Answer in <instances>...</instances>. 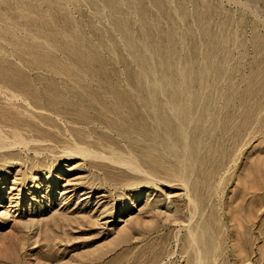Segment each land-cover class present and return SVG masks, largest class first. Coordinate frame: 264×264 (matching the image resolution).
<instances>
[{
	"label": "rangeland",
	"instance_id": "374dc122",
	"mask_svg": "<svg viewBox=\"0 0 264 264\" xmlns=\"http://www.w3.org/2000/svg\"><path fill=\"white\" fill-rule=\"evenodd\" d=\"M15 128L0 264H196L187 191L206 264H264V0H0Z\"/></svg>",
	"mask_w": 264,
	"mask_h": 264
},
{
	"label": "bare ground",
	"instance_id": "6f19581e",
	"mask_svg": "<svg viewBox=\"0 0 264 264\" xmlns=\"http://www.w3.org/2000/svg\"><path fill=\"white\" fill-rule=\"evenodd\" d=\"M1 132V131H0ZM13 137H18L17 139H11L5 135H2L0 133V139H1V146L2 149H10L15 146H27V143L25 141V138L21 136L20 130L15 128V131L12 132ZM76 144L75 150H71V152H75V154H79L83 157H93L95 159H104L110 161V163L118 166L120 168H125L131 172H138L140 173H146L150 176H154L151 173L146 172L144 169L140 168L139 164L135 163L134 161H130L131 159L125 158L122 155L116 157V158H110V157H104L99 154H95L91 152L86 147L80 146L79 143L76 141L74 142ZM22 146V147H25ZM118 168V169H119ZM123 171V170H122ZM124 173V172H123ZM137 173V174H138ZM148 175H146L148 177ZM152 179V178H151ZM154 181V180H153ZM180 182L183 183V186L185 187L186 191L189 189V179L180 177ZM3 188V184L0 182V193ZM190 192V191H189ZM187 191L188 194L186 196L188 197L189 204H190V218H189V225L187 226V235L189 239V248L195 255V263L196 264H206L209 261L214 262L215 259V250L216 246L213 249L212 254H209V252L203 251L201 248V245L203 243V226L206 224V221L202 215V212L198 208V204H196L195 200L193 199L192 195ZM206 247V245H204Z\"/></svg>",
	"mask_w": 264,
	"mask_h": 264
}]
</instances>
